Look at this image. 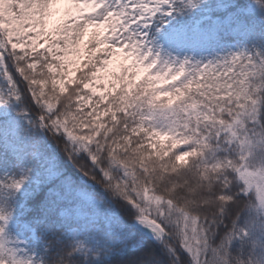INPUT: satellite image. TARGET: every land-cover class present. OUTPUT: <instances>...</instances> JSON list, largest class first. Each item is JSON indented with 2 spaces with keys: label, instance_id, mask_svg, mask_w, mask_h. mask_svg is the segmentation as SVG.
Wrapping results in <instances>:
<instances>
[{
  "label": "snow or ice",
  "instance_id": "6c2138e0",
  "mask_svg": "<svg viewBox=\"0 0 264 264\" xmlns=\"http://www.w3.org/2000/svg\"><path fill=\"white\" fill-rule=\"evenodd\" d=\"M0 264H264V0H0Z\"/></svg>",
  "mask_w": 264,
  "mask_h": 264
}]
</instances>
